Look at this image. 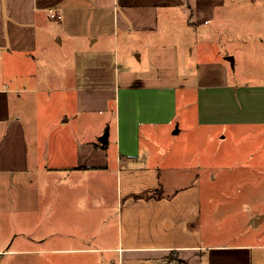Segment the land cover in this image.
Wrapping results in <instances>:
<instances>
[{"label": "crops", "instance_id": "1", "mask_svg": "<svg viewBox=\"0 0 264 264\" xmlns=\"http://www.w3.org/2000/svg\"><path fill=\"white\" fill-rule=\"evenodd\" d=\"M172 258L264 264V0H0V264Z\"/></svg>", "mask_w": 264, "mask_h": 264}, {"label": "rangeland", "instance_id": "2", "mask_svg": "<svg viewBox=\"0 0 264 264\" xmlns=\"http://www.w3.org/2000/svg\"><path fill=\"white\" fill-rule=\"evenodd\" d=\"M255 39V38H253ZM203 132V135L201 138H195V133L196 131L193 132L192 136H189V134L186 136V134L184 132H182V134L186 137V141H200L201 145H202V148L203 149H206L205 151H207V153L210 152V150L208 148H210L211 150L214 149L215 145H211V144H214L216 143L213 142L211 139L207 138V133L210 132L209 130H203L201 131ZM245 142H248L247 140H243V138H240V139H236L232 136H225L224 138H220L218 140V146H219V152L220 153H229L231 154L232 153V150H229V149H226L227 148V145L228 144H231V143H236L238 145V148H234L233 152L235 153V157H238L237 159L240 160V159H244L243 157V145ZM245 151H248V150H245ZM221 158V157H220ZM219 160V159H218ZM241 162V161H240ZM244 165L243 164H239L236 166L235 168V171L233 172V175H232V180H228V182L226 181H222V180H219L215 183V185L217 186V193H219V197H218V201L221 203V202H225V203H228V202H234V204H240L242 198H237V197H232V196H222L223 193H225V190H228V189H232V188H239L237 185L241 186L242 182H239L240 178L248 175V174H257L258 172L254 171H250L248 169H244ZM227 173H220L218 175V177L222 178V177H227L226 175ZM215 186V188H216ZM241 189V188H239ZM246 199V198H244ZM225 214H222V216H224ZM223 222L222 226H220L219 228V233L220 234H223V237L225 236H228L229 234H232L230 233V230L233 229V230H238V229H242L243 225H240L241 223L239 222H236L235 223L237 224L236 226H231L230 224L234 223L233 220H229L228 221V218H224L223 220H221ZM228 221V222H227Z\"/></svg>", "mask_w": 264, "mask_h": 264}, {"label": "trees", "instance_id": "3", "mask_svg": "<svg viewBox=\"0 0 264 264\" xmlns=\"http://www.w3.org/2000/svg\"><path fill=\"white\" fill-rule=\"evenodd\" d=\"M172 260H176L175 258H172ZM176 261H178L179 263H181V264H184L183 262H181V261H179V260H176Z\"/></svg>", "mask_w": 264, "mask_h": 264}]
</instances>
